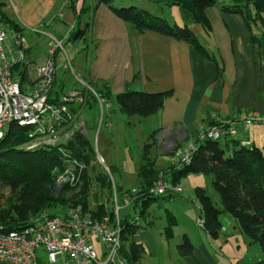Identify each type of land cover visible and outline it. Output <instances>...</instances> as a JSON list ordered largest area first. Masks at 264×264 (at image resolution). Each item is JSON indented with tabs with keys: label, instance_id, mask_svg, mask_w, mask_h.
<instances>
[{
	"label": "crops",
	"instance_id": "1",
	"mask_svg": "<svg viewBox=\"0 0 264 264\" xmlns=\"http://www.w3.org/2000/svg\"><path fill=\"white\" fill-rule=\"evenodd\" d=\"M55 1H38L37 7L46 11L51 8L56 12L50 21L45 18L33 21L23 18L24 0H12L13 8L18 13L22 11V16L16 22L23 36L25 29L34 32L42 22L47 24L43 27L45 29L34 33L46 35L43 33L46 32L58 36L67 33L66 29L69 30L75 23L72 5L78 10L77 2L63 0V6H60ZM88 1L90 5L94 0ZM61 7L63 10H59ZM142 7L153 14L150 3H143ZM88 14L90 12L85 11L83 18ZM206 14L211 27L208 33L205 34L199 24H189V27L207 52L217 58V62L202 55L186 41L153 30H136L103 3L97 5L94 18H91V42L88 49L83 51L87 63L83 72L88 80L94 83L102 81L100 83L106 84L113 94L125 88L148 93L170 91L160 111L136 117L137 124H140V118H155L157 128L149 133L150 142L144 145V149L147 145L151 153L150 149L155 145L156 156L151 157L156 165L160 163L161 168L169 165L170 152L177 147L183 148L187 141L196 136L199 124L207 126L215 117L233 120L229 127L230 137L249 141V145L264 150V124H253L246 128L239 119H234L249 111L257 115L264 114V13L260 17L262 21L257 16L223 12L217 6L208 7ZM26 47V69L31 66L30 63L36 68L45 62L46 54H34L31 45L27 44ZM29 76L33 81L35 77ZM108 114L107 119L110 118L112 124V112ZM155 131L157 133L153 137L151 133ZM207 176L204 175L203 180L212 184V179ZM225 219L229 222V230L221 232L220 228L213 239L199 227L197 221L194 223L189 219L188 230L181 238L182 242L185 237L188 239L192 246L191 253L181 254V242L176 247L179 259L174 264H257L264 261V251L260 246L241 233L234 219ZM137 224L132 241L141 245L143 253L144 235L150 234L147 229H141L137 234L140 227ZM234 235L238 239L235 245L229 240ZM227 245L229 255L224 257L221 249ZM141 258L139 264H143ZM40 260V264H63L60 259L49 262L44 257Z\"/></svg>",
	"mask_w": 264,
	"mask_h": 264
},
{
	"label": "trees",
	"instance_id": "2",
	"mask_svg": "<svg viewBox=\"0 0 264 264\" xmlns=\"http://www.w3.org/2000/svg\"><path fill=\"white\" fill-rule=\"evenodd\" d=\"M83 1L86 2L87 0ZM112 2L113 0H94L90 5L81 6L78 10L72 5L75 13V23L67 30L65 35L57 37L63 41V46L68 45L73 50L78 51L88 49L91 42L89 38L92 25L91 18L97 5L103 3L116 16L131 24L136 30L141 32L153 30L177 40L186 41L202 55L217 62V58L207 52L191 31L189 24H199L205 34L208 33L211 27L206 9L212 6H217L223 12L257 16L259 19L261 13H264V0H231L229 3H222L218 0H166L167 3L176 4L180 8L184 18V24L180 25L168 23L165 18L151 14L143 7L137 5L116 7ZM2 6L3 2L0 0L1 26L6 28L9 33L22 34L20 25L2 10ZM85 11H89L90 14L84 19ZM41 24H43V27L47 25L44 22ZM43 27L42 29H45ZM57 52L61 53L60 50H57L54 55ZM12 71L23 90L26 86L32 85L33 81L27 74L26 62L14 65ZM55 83L56 77L54 74L51 95L57 96L63 93V88L55 90L53 88ZM93 86V92L85 87L81 89L87 96L89 107L98 104L95 94L104 100L102 106L113 98L120 113L125 116L144 117L155 114L162 109L166 97L170 95V91L148 93L131 88H125L122 92L113 94L104 83ZM104 114L106 117L109 115L106 112ZM222 119L215 117L210 124L222 121ZM234 119L236 118L234 117ZM105 124L111 126L110 118L106 120ZM230 126L225 124V132L219 139H199L198 134L201 129L208 127V125L201 126L199 124L200 129L197 131L196 136L187 141L185 145L192 143L191 141L195 142L191 159L179 167L168 165L166 168H156L155 160L151 157L146 145L142 155V161L144 162L138 168L139 185L136 188L138 192L133 200V207L138 208L136 211L138 216L143 215L150 204L159 198L158 196H152L150 192V189L159 178H163L171 185L180 186L181 180L189 174L210 175L212 187L219 196L222 209L215 207L205 190L198 187L197 197L201 211L202 229L210 236L216 237L221 228L219 214L223 211L228 212L241 233L256 242L264 251V150L249 145V141L243 144V141L230 137ZM27 132H29L27 127L12 122L0 140V225L7 230L20 229L42 209L48 208L58 201L53 196V182H55V169L63 168L62 161L64 157H61L55 148L49 146L24 149L23 144L28 141V135L30 134ZM156 133L157 131L151 134L154 137ZM72 137V140L66 142L68 146L65 147L73 155L75 153L77 159L85 157V155H81L82 151L84 149L88 152L93 146L92 143L81 134ZM221 139H223V144L220 143ZM63 145L64 143H61L59 146ZM112 170L114 171L115 167H112ZM104 185L110 186L108 181L103 182L102 187ZM131 189L133 188L124 189L122 185H116L119 194ZM161 197L172 199L173 195ZM81 201L82 199L79 198L75 204H81L78 203ZM82 207L84 208L83 204ZM102 209V206H98V211L93 213L92 218L98 220L108 214L111 218L114 217L112 211ZM127 216L120 218L122 228L120 255L130 264H139L142 247L132 241L138 224L131 223L132 218ZM175 222L174 216L170 215L165 228L166 237L172 235ZM191 249L192 246L185 237L179 245V251L181 254H189ZM40 259L39 264L42 261ZM257 264H264V261Z\"/></svg>",
	"mask_w": 264,
	"mask_h": 264
},
{
	"label": "rangeland",
	"instance_id": "3",
	"mask_svg": "<svg viewBox=\"0 0 264 264\" xmlns=\"http://www.w3.org/2000/svg\"><path fill=\"white\" fill-rule=\"evenodd\" d=\"M1 1L4 3V9L2 8V10L7 14H10L15 21H19L18 17L22 16V11L18 13L13 8L12 0ZM38 1L41 0H24L26 5H23V18L33 21L39 18H45L50 21L56 11L51 8H47L46 11L42 7H37L36 4ZM73 1L75 3L77 2L78 8H80L81 5L88 6L90 3L88 0L86 2L83 0ZM58 2L60 6H63V0H57L55 1V4ZM143 3H150L153 6L152 13L165 18L168 23L184 24V18L180 8L176 4L167 3L166 0H145L144 2H139L137 0H113L112 2L116 7H126L129 5L142 7ZM59 10H63V8ZM53 11L54 13H52ZM95 12L96 8L94 10V15ZM24 34L26 46L27 44L31 45L34 54H46L49 56L48 49L50 39L48 35L37 34L29 29H25ZM55 37L59 36L55 35ZM78 44L81 45L82 43ZM65 50L70 61V67L68 66L66 55L63 52H57L54 57L56 83L53 85V88L59 90L62 84L61 87L64 92L72 93V91H78L83 96L79 94L82 97V101L78 103L73 100L71 108L67 107L68 109L70 108L68 111L70 112L71 119L62 129L63 132L58 141V144L64 143V145L61 147L57 145L54 147L51 146V148H55L61 157L64 156L62 153L70 155V159L64 156L67 158V161H64L63 159V166L68 164L70 160L72 161L74 159L73 164L76 167L72 165L74 167L71 170H67L66 167L56 169L55 182H53V196L57 198L58 201L48 207L49 212L53 213L58 210L63 211V209H66L67 207H75L79 205L84 211L85 216L92 218L93 213L98 211V206H102L104 210H112V205H114V203L111 202L113 201L114 195H117L118 204L121 206V209L119 211V216L115 212L112 213L114 217L122 218L128 215L130 218H136V211L138 208H134L133 204L122 206L124 204L122 203L121 194H119V192H117L118 194H114V189H116L117 184L122 185L125 189L131 187L136 189L138 187V167L144 162L142 161V155L144 145L150 142V138L148 137L149 133L157 128L155 127V118L154 116H151L148 120H144L145 118L139 117L141 122L140 124H137L136 117L138 118V116H125L120 113L117 103L113 98L107 104H103V106H100L98 102V104L89 107L90 104L86 99L87 96L81 91V89L85 87L93 92V85H100V82L102 81L94 83L91 79L88 80L85 76L83 70L85 66H87V63L84 60L85 54L83 51L73 50V48H70L68 45L65 47ZM30 65L31 66L27 68V70L29 69L30 74L29 72H27V74L28 76L31 75L32 78L36 77L38 66L35 68L33 63H30ZM64 65H67V68L64 67ZM95 97L97 99L96 94ZM53 101L58 102L59 99L55 98ZM108 111L112 112L111 126L105 124L108 117H106L104 113H110ZM27 133L29 134L30 131ZM77 134H81L89 139L93 145L88 152L83 149L81 155H85V157H79L76 153L80 159H77L75 153L73 155L72 152L66 148L68 146L66 142L72 140V136H76ZM67 136L69 137V140L66 138ZM29 139L31 138L28 135V141ZM162 141L163 139L161 140V143ZM220 143L223 144V139L220 140ZM171 144L172 146L174 145L172 141ZM179 148L180 147H177L176 149ZM150 152L151 156H156L157 150L155 145L151 147ZM172 152L169 154V159ZM158 158L160 159V156H158ZM159 164L160 163L156 165L155 163L156 168L158 169L161 168ZM113 166L116 167L114 171L112 170ZM166 167H168V165L162 168ZM203 177L204 174L187 175L180 182L182 188L180 193H173V199L159 197L150 204L143 215H139L134 221L135 223L137 221V223L140 224L137 234H139L141 229H147V232L150 234L144 235V252L142 253L141 258L143 264H174V262L179 259L176 247L182 242V234L188 230L187 227L190 224L189 219H192L195 223L201 216L197 197L198 187L205 190L215 207L222 209L219 196L213 189L211 182L207 183L203 180ZM207 177L211 178L209 175ZM105 181L109 182V187L106 185L102 187L103 182ZM79 198L82 199L81 202H78L81 204H75L76 200ZM85 199L87 202L86 204ZM82 204L84 205V208L82 207ZM171 214L175 217L177 223L173 227L174 230L172 229V237L168 238L165 235V228ZM108 216L110 217L109 214ZM225 217L231 221L233 220L230 213L224 211L221 212L219 214L221 232H226L230 228L229 222ZM213 238L214 237L211 239ZM229 240L235 245V242L238 239L234 235ZM98 248L100 249V242ZM221 250L224 257L229 255V245L223 247ZM44 257V254H41V258Z\"/></svg>",
	"mask_w": 264,
	"mask_h": 264
},
{
	"label": "built area",
	"instance_id": "4",
	"mask_svg": "<svg viewBox=\"0 0 264 264\" xmlns=\"http://www.w3.org/2000/svg\"><path fill=\"white\" fill-rule=\"evenodd\" d=\"M42 27L43 24L33 31L41 32ZM48 37L49 56L44 63L38 65L32 85L26 86L23 90L12 68L26 61L25 38L19 33H9L0 24V140L9 124L17 123L30 131L31 139L23 145L24 149L59 146L62 129L71 119L68 110L73 100L78 103L82 101L83 95L78 91L51 95L55 74L54 54L60 50L66 55V50L62 40L53 35ZM66 59L70 67L67 55ZM64 67L67 68V65ZM55 98L59 101L54 102ZM97 100L102 106L104 100L98 96ZM235 118L239 119L246 128L256 123L264 124V115H254L251 112L240 114ZM232 123L233 121L229 119L213 122L207 128L201 129L198 138L219 139L225 132V124L232 125ZM191 142L183 148L173 150L169 159L170 165L179 167L189 162L195 149L194 142ZM245 143L246 141H243V144ZM60 152L62 153L61 150ZM62 154L70 159V155ZM67 158L64 157V161H67ZM73 162L74 159L63 167L71 170L75 166ZM181 191V186L171 185L163 178H159L150 189L151 195L158 197ZM137 192L136 189L123 191L122 206L133 204ZM114 194H118L116 189ZM111 203L114 205L110 211L119 216L121 206L118 204L117 195H114ZM137 217L138 214L130 222L137 224L134 222ZM197 223L201 226V219L198 218ZM121 231L120 217L111 218L105 215L98 220L88 218L79 205L53 213L49 212V208H44L20 229L7 230L0 225V264H39L41 254H44L49 262L60 259L63 264H129L120 255Z\"/></svg>",
	"mask_w": 264,
	"mask_h": 264
}]
</instances>
